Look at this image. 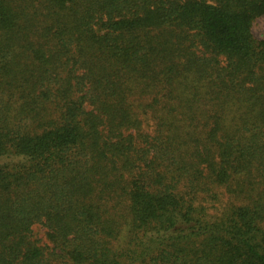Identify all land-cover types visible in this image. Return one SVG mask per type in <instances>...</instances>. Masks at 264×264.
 <instances>
[{"label":"trees","instance_id":"trees-1","mask_svg":"<svg viewBox=\"0 0 264 264\" xmlns=\"http://www.w3.org/2000/svg\"><path fill=\"white\" fill-rule=\"evenodd\" d=\"M264 0H0V264H264Z\"/></svg>","mask_w":264,"mask_h":264},{"label":"rangeland","instance_id":"rangeland-1","mask_svg":"<svg viewBox=\"0 0 264 264\" xmlns=\"http://www.w3.org/2000/svg\"><path fill=\"white\" fill-rule=\"evenodd\" d=\"M253 33L258 39L264 38V16L256 20L253 26Z\"/></svg>","mask_w":264,"mask_h":264}]
</instances>
